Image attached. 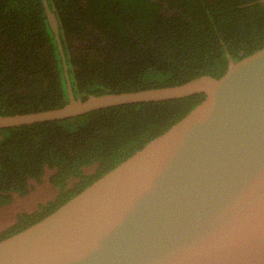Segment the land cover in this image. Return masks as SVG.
I'll return each mask as SVG.
<instances>
[{"label":"trees","instance_id":"trees-1","mask_svg":"<svg viewBox=\"0 0 264 264\" xmlns=\"http://www.w3.org/2000/svg\"><path fill=\"white\" fill-rule=\"evenodd\" d=\"M47 3L59 22L73 94L83 99L176 85L202 74L219 77L230 55L240 59L264 46V0ZM203 98L201 92L123 103L0 128V206L14 193L26 195L29 179L41 182L47 168L53 171L49 182L58 188L52 199L19 213L0 230V240L51 213ZM67 101L42 0H0V115L57 108Z\"/></svg>","mask_w":264,"mask_h":264},{"label":"water","instance_id":"water-1","mask_svg":"<svg viewBox=\"0 0 264 264\" xmlns=\"http://www.w3.org/2000/svg\"><path fill=\"white\" fill-rule=\"evenodd\" d=\"M42 3L68 101L0 115V128L123 103L204 98L51 213L1 239L0 264H264V46L230 55L219 77L83 99L71 88L56 13Z\"/></svg>","mask_w":264,"mask_h":264},{"label":"rangeland","instance_id":"rangeland-1","mask_svg":"<svg viewBox=\"0 0 264 264\" xmlns=\"http://www.w3.org/2000/svg\"><path fill=\"white\" fill-rule=\"evenodd\" d=\"M90 167L87 171H91ZM53 171L45 169L41 182L29 179V191L26 195L13 194V201L0 206V230L14 223L17 215L23 211H32L38 208V203L52 199L57 189L49 182L48 177ZM71 185V184H70Z\"/></svg>","mask_w":264,"mask_h":264},{"label":"flooded vegetation","instance_id":"flooded-vegetation-1","mask_svg":"<svg viewBox=\"0 0 264 264\" xmlns=\"http://www.w3.org/2000/svg\"><path fill=\"white\" fill-rule=\"evenodd\" d=\"M54 186V185H53ZM54 188H56L57 189V191H58V188L56 187V186H54ZM57 193V192H56ZM56 195V194H55ZM47 201V200H46Z\"/></svg>","mask_w":264,"mask_h":264},{"label":"bare ground","instance_id":"bare-ground-1","mask_svg":"<svg viewBox=\"0 0 264 264\" xmlns=\"http://www.w3.org/2000/svg\"><path fill=\"white\" fill-rule=\"evenodd\" d=\"M71 180H72V179H71ZM74 182H75V181H74ZM73 184H74V183H73ZM73 184H72V185H73ZM42 203H43V202H42Z\"/></svg>","mask_w":264,"mask_h":264},{"label":"crops","instance_id":"crops-1","mask_svg":"<svg viewBox=\"0 0 264 264\" xmlns=\"http://www.w3.org/2000/svg\"><path fill=\"white\" fill-rule=\"evenodd\" d=\"M13 201V200H12ZM15 222V221H14ZM13 224V223H12ZM11 225V224H10ZM9 226V225H8Z\"/></svg>","mask_w":264,"mask_h":264}]
</instances>
